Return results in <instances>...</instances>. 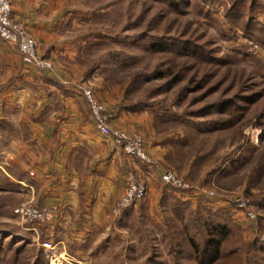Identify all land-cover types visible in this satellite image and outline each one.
Instances as JSON below:
<instances>
[{"label": "rangeland", "instance_id": "obj_1", "mask_svg": "<svg viewBox=\"0 0 264 264\" xmlns=\"http://www.w3.org/2000/svg\"><path fill=\"white\" fill-rule=\"evenodd\" d=\"M23 5H30L29 16L56 27L64 46H75L70 47L73 57L65 52L66 59L59 60L71 76L75 72L82 89L96 83L102 94L92 87L97 99L108 103L112 112L126 114L133 129L128 132L145 140L157 171L171 169L214 190L219 204L232 206L229 199L249 193L259 208L258 221L235 209H229L230 214L220 210L216 217L228 220L232 229L220 261L264 264V248L251 245L264 246V240L253 239L256 227L264 234V0H27ZM254 38L262 48L253 45ZM0 39L2 113L18 107L1 104L3 99L26 98L33 92L14 85L23 82L15 53L26 70L38 69L17 46ZM246 42L262 55L244 54ZM109 49L116 53L103 59ZM98 59L102 68L86 75ZM151 185L124 214L125 227L111 216L100 240L92 247L76 242L77 250L70 249L66 239H58L65 242L64 248L41 245L40 239L58 240L43 238L40 224L46 221H26L22 210L17 211L29 202H0L7 204L0 209V264H56L55 257L65 249L82 264H199L195 255L172 247L182 243V235L188 236L179 250L190 253V236L200 242L207 237L204 225H193L200 217L198 203L191 199L194 210L191 204L183 209L182 200L189 201L184 192L160 178Z\"/></svg>", "mask_w": 264, "mask_h": 264}, {"label": "crops", "instance_id": "obj_2", "mask_svg": "<svg viewBox=\"0 0 264 264\" xmlns=\"http://www.w3.org/2000/svg\"><path fill=\"white\" fill-rule=\"evenodd\" d=\"M26 1L14 0L16 16L36 36L43 54L56 62L60 76L49 74L47 79L32 67L26 70L21 55L15 53L21 60L18 77L23 82L14 85L20 90L30 87L27 92H33L26 98L1 102L18 107L0 113V195H15L9 206L27 201L48 207L46 222L40 227L46 238L66 239L72 250H77L73 246L79 248L76 242L92 247L100 240L101 230L110 224L112 208L127 190L129 163L139 166L102 135L75 72L71 76L59 60L60 56L73 57L70 47L75 46H64L56 27L29 16L30 5H23ZM95 84L92 87L102 96ZM112 113L113 127L133 130L124 112ZM12 151L14 156H9ZM145 175L149 193L151 183L160 176L156 171ZM1 208H7V204H0ZM121 218L117 224L123 228L126 217ZM95 232L96 240L92 239Z\"/></svg>", "mask_w": 264, "mask_h": 264}, {"label": "built area", "instance_id": "obj_3", "mask_svg": "<svg viewBox=\"0 0 264 264\" xmlns=\"http://www.w3.org/2000/svg\"><path fill=\"white\" fill-rule=\"evenodd\" d=\"M0 37L4 41L17 46L24 59L30 64H33L38 71L60 76V71L56 62L43 54L36 36L28 31L23 22L16 16L14 10V0H0ZM257 50L258 48L254 49L255 52L259 53ZM83 89L86 98L90 102V108L96 126L100 129L104 137L111 142L112 146L122 150L125 154H128L134 159H140L146 166L145 169H143L145 174L156 171L160 176L159 178L166 184L177 188L193 187V184L188 179L182 177L180 174L171 169L162 170L161 172L159 170L157 171L156 169L159 165L152 160L151 155L148 153L145 140L139 135L129 133L124 129L113 127L110 123L113 113L108 105L97 99L94 95L92 87L87 86ZM10 154L12 155L13 153L11 152ZM125 175L128 182L127 190L112 208V217H118L124 208L132 204L137 205L147 193L148 184L145 178H139L130 168H128ZM203 191L207 192L214 198H216L218 194L214 190L209 191L203 189ZM233 200L236 201V211H242L249 219L258 221V212L253 205L244 199H240V196ZM23 205H19L20 207L17 211L20 212V209L22 210V213L24 214L23 218L26 221L40 222V220H44L49 213V209L46 206H37L31 203H29V206ZM31 228L34 229V225L31 226ZM258 229V227L255 228L253 239L264 240V234L258 232ZM39 239L40 238L38 237V240ZM39 242L41 245L49 247L50 249H55L57 246H63V248L65 247V242L63 240L49 243L44 241L42 242L40 239ZM58 257L62 264L65 262L66 264H82V261L72 256L66 249L61 251Z\"/></svg>", "mask_w": 264, "mask_h": 264}, {"label": "trees", "instance_id": "obj_4", "mask_svg": "<svg viewBox=\"0 0 264 264\" xmlns=\"http://www.w3.org/2000/svg\"><path fill=\"white\" fill-rule=\"evenodd\" d=\"M185 1H187V0H185ZM243 14H245V12ZM251 24H252V22L249 23V26ZM259 42L262 44V42L259 39L256 38L254 40V44L253 45L256 46V47H261L262 48V46H261V44ZM244 45H247V49H244V50L242 49L244 54L251 55L252 57L261 56V54L255 52V51H253L251 49V46L249 45V42L244 43ZM248 45H249V48H248ZM115 53L116 52H114L112 49H109L103 54L104 55L103 59L108 58V55L114 56ZM101 62H102L101 59H98L96 62H94L93 63V68L91 70H87L86 75H91L94 70L95 71L99 70L100 67H101L100 66ZM113 70H115V68L111 69L110 72H112ZM41 75H42V77H45V78L47 77V79L49 78V76H48L49 74L42 73ZM135 78L138 81L139 75L137 77L134 76L133 79L135 80ZM81 90L83 91L82 87H81ZM87 102H88L89 108H90V102L88 101V99H87ZM90 111H91V108H90ZM91 113H92V111H91ZM134 160H135V162H137L139 167H137L135 165V163L130 162L129 163L130 166H131L130 169H132V171L139 178H145L146 175L144 173V170L142 169V166L146 167L145 164L140 159H134ZM252 176L255 177V174H253ZM190 182L193 184L192 188H180V187L177 188V187H174V186H171V185H169V186L173 187L174 189H176L178 191H182V193L184 192L183 194H186V197H187V199L189 201H186L185 200L186 198H184L182 200L181 207H183V209H186L187 205L191 204V206H192L191 199H194V201H193L194 203L195 202L198 203V205L196 206L195 209L196 210L198 209L200 211L199 212L200 217L198 219H196V222H194L193 225L195 223H196L197 227H199L200 225H204L206 230H207V232H208V235L205 238L204 242H200L196 236L192 235V236L189 237V239H188L189 243L194 248L193 252L188 253L189 250H187V249L186 250L188 252L186 250H179V249H183L184 241L187 239L188 236L185 237V236L182 235V243L179 246L177 244H175V245L172 244V247L176 251H180L182 254L184 253V255H186V256H188V255L194 256L195 255V257L199 260V264H224L223 262L220 261V260H223L222 256H221V252H222V249H223V246H224V242L227 240V238L230 235H232V229L229 226V221L228 220L221 221V220H218L216 217L218 216V214H220V212H219L220 210H224L226 212V214H230V210L229 209H235L236 201H234L233 199H229L228 203H231L232 206L225 205L223 203L219 204V202H217L216 199L213 196H211L207 192L203 191V189H205L206 186H198V185H195L192 181H190ZM248 194L241 195L240 199H244L248 203L253 205L255 207L256 211L258 212V218H259L260 217V212L258 211L259 208L254 203V201L250 198V196H248ZM13 197L14 196H13L12 193L1 194L0 195V200L6 201L7 199L11 198V200L13 201L14 200ZM208 199H210L212 201L211 204L205 202V201H208ZM41 206H43V205H41ZM133 206L134 205L132 204V205L124 208L123 211H122L121 216H123L124 214L128 213L133 208ZM192 209H193V206H192ZM179 213H181V212H178V215H179ZM117 218H118L117 221H121V219H122L119 216L116 217V219ZM41 226H42V224H40V227ZM42 234L44 235L45 233L42 232ZM43 238L46 239V236H44ZM164 238H165V236H164ZM41 241H42V239H41ZM251 245H252V247L254 249H258V250H262L264 248V246H258L257 243H253ZM247 250H248V248H247ZM212 252H213V254H211Z\"/></svg>", "mask_w": 264, "mask_h": 264}, {"label": "bare ground", "instance_id": "obj_5", "mask_svg": "<svg viewBox=\"0 0 264 264\" xmlns=\"http://www.w3.org/2000/svg\"><path fill=\"white\" fill-rule=\"evenodd\" d=\"M55 260H56V264H62V262L57 257H55Z\"/></svg>", "mask_w": 264, "mask_h": 264}]
</instances>
